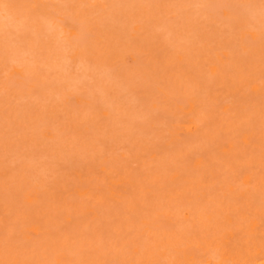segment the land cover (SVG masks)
<instances>
[{
    "label": "rangeland",
    "instance_id": "obj_1",
    "mask_svg": "<svg viewBox=\"0 0 264 264\" xmlns=\"http://www.w3.org/2000/svg\"><path fill=\"white\" fill-rule=\"evenodd\" d=\"M103 1L0 15V264H129L155 240L242 264L264 242V0Z\"/></svg>",
    "mask_w": 264,
    "mask_h": 264
},
{
    "label": "bare ground",
    "instance_id": "obj_2",
    "mask_svg": "<svg viewBox=\"0 0 264 264\" xmlns=\"http://www.w3.org/2000/svg\"><path fill=\"white\" fill-rule=\"evenodd\" d=\"M18 1V2H17ZM51 1H56V0H51ZM68 1V0H67ZM71 1V0H70ZM73 1V0H72ZM83 1H85V0H76V2H83ZM40 0H0V15H2L1 16V18H4V17H6L7 15H6V13H7V11L6 10H10L9 12H11V8H13L12 7V5L14 6V8L16 7L17 9H20L21 11L23 10V12L24 13H22V14H25V18L27 17V15L29 14L28 12H29V10H33V9H39L38 8V6H37V4H42V2H40ZM44 2V1H43ZM18 3V4H17ZM46 4V3H45ZM48 4V3H47ZM90 4H91V2H90ZM94 4L95 5H100L102 8H106V5H105V3H104V1L103 0H95V2H94ZM11 5V6H10ZM17 5H18V7H17ZM43 5H44V3H43ZM46 7V6H45ZM25 9H26V11H28V12H26L25 11ZM160 9H162V8H160ZM220 9V8H219ZM220 10H222V13H223V17H225V16H227L228 15V12L227 11H225L223 8H221ZM15 11V10H14ZM44 11V10H43ZM160 11V10H159ZM4 12H5V14H4ZM12 13V12H11ZM21 12L20 11H18V13H15V14H20ZM157 13H158V11H157ZM217 13V12H216ZM33 15V14H32ZM55 15V16H54ZM53 15V17H56V21L60 24V26L62 27V34L66 37V38H68L69 37V34H70V36H71V32L72 31H74L75 32V34H77V35H79V36H81V31L82 32H84L83 30H82V27L80 28V25H82L83 23H81V21L80 20H76L75 22H71V21H69V19L68 18H62V17H57L56 16V14H54ZM217 15L218 16H220L219 15V13H217ZM9 16V15H8ZM15 16V15H14ZM17 16V15H16ZM22 17H24V16H22ZM29 17H31L30 16V14H29ZM29 17H27V18H29ZM220 17H222V15L220 16ZM0 20H2V19H0ZM80 22V23H79ZM83 22V21H82ZM3 23V22H2ZM2 23H1V21H0V29H1V27H2ZM77 23H79V24H77ZM79 26V27H78ZM83 29H84V27H83ZM140 29H141V26H136V31H140ZM80 30V31H79ZM244 37L246 38V37H248V39L250 38L251 40H253V41H255L256 40V38H257V35L255 34V33H245L244 34ZM53 44V43H52ZM251 44V43H250ZM41 47H43V44L41 45ZM52 47V45H50L49 46V48H48V52L49 53H51V55H52V50H50V49H52L51 48ZM100 50V49H99ZM97 50V55H98V57H103L102 56V52H103V55L105 56V55H107V54H104L105 53V51H103V50ZM51 51V52H50ZM87 51V49H82V48H79V47H74L73 49H72V53H73V55H74V57L76 58V57H78V56H80V55H83V54H85V52ZM147 50L146 49H143L142 50V53L143 52H146ZM110 54V53H109ZM130 56H131V58H134L135 59V57L133 56V54L131 53V54H129ZM53 56H54V53H53ZM225 55L224 54H221L220 55V59H225ZM133 59V60H134ZM177 61H182V56L181 55H176V58H175ZM57 62V61H56ZM57 64V63H56ZM56 64L54 63V65L53 66H56ZM19 73V72H18ZM15 80V79H14ZM254 90L255 91H258V86H255L254 87ZM68 99V98H67ZM69 100V99H68ZM71 100H74V102L76 103V105H80L81 104V100H79L78 98H75V97H73V99L71 98ZM74 103V104H75ZM185 103H186V105H185ZM185 103H184V105H185V107L183 108L182 107V109H185L186 107H191V103L190 102H188V101H185ZM190 128H192V126L190 127ZM45 132V134L47 135V136H50L51 135V132L50 131H48V130H45L44 131ZM223 145V144H222ZM224 145H226V144H224ZM230 146V143H228L227 144V146L226 147H224L223 149H227V147H229ZM172 178H176V175H173L172 176ZM113 189H114V193H113V195H115V197L116 198H119L120 196H121V193H123L124 192V190H127L128 189V186H127V184L126 183H124V180H121V181H118L116 184H114L113 185ZM86 191V188H82V189H80V192L81 193H83V192H85ZM229 191L230 192H233V190H232V188H230L229 189ZM234 193V192H233ZM38 196H39V193H38V190L37 189H33L31 192H30V194L28 195V197H27V201L29 202V203H32V202H34L37 198H38ZM96 199H99V197H97ZM88 214V216H90V218L94 221L95 219H98V212L95 210V209H91V208H89V209H87L86 211H85V216ZM87 218H89V217H87ZM228 219H230V216H228L227 217ZM166 219H167V221H163L164 219H159V220H157L156 221V224H158V225H160L161 223L160 222H164V223H162V224H164L165 226H167V227H169V224H167L166 225V223H168V219H170L169 217H166ZM165 219V220H166ZM170 221H171V219H170ZM161 224V225H162ZM254 225H251L250 226V233L251 232H258L259 230H257L256 228L258 227V222L257 221H255L254 223H253ZM160 225V226H161ZM264 226H262V227H260L261 228V231H262V228H263ZM156 228V227H155ZM161 228V227H160ZM259 229V228H258ZM247 230H249V227H248V229ZM38 228H32L29 232H28V235L29 236H31V237H35V236H37L38 235ZM260 231V232H261ZM264 231V230H263ZM262 231V232H263ZM259 232V233H260ZM258 233V234H259ZM180 234V233H179ZM248 234V233H247ZM250 234H248V236H249ZM259 235H261V234H259ZM226 236H227V238H226ZM225 236V238H226V244L228 245V243L227 242H229V240L231 239L230 237V235H226ZM247 235H246V237H248ZM252 236V235H251ZM250 237V236H249ZM262 237H263V234H262ZM224 238V239H225ZM252 239H253V236L251 237ZM251 238H249V239H251ZM229 239V240H228ZM249 239L247 238V240H248V242H249ZM252 239H251V241H252ZM258 239H259V237H258ZM168 240H170V239H168ZM168 240H166V241H168ZM246 239H245V241H247ZM263 240H264V238H263ZM160 241V240H159ZM158 240H155V242L154 241H152L151 243H150V246H151V244H152V246L151 247H148L147 249L145 248V246H144V248L147 250H143L144 251V253H147V255L146 254H143V253H140L141 252V249H140V247H135V252L137 253V254H135V253H132V255H130V256H128V255H124V252H122V254H121V257L123 258V260H117V261H124L125 260V258H127V256L129 257V264H132L131 263V261H130V259L132 260V262H134V260L131 258V256L132 257H134V255H135V263H133V264H226L225 263V259H224V261H223V259H218L219 257L216 255V254H218L217 253V249L219 248H217L216 249V252L214 251L215 249H213V251H214V256H212V254H211V256L210 257H212V259H210L209 257H206L205 255H201L203 258H205V259H201V258H197V257H200L198 254H196L197 255V257H196V255H194V252L193 251H191L192 250V248H188V249H186V251L185 252H187L186 254L184 253L183 255L182 254H180L181 252H183V251H180L179 249H178V251H177V253H178V255H177V253L176 252H174V253H171L172 252V250L173 251H175V250H177L176 248H175V245H174V243H175V241H173V240H170V241H168V242H166V246H165V243H163L162 242V240H161V242H162V245L164 246V247H169L170 249H168V247L165 249L164 247V249L165 250H163L162 249V246L161 247H159V248H161L162 249V251H160L161 249H159V248H157L160 244L159 243H161V242H159ZM207 241V240H206ZM221 243L219 244L220 246H221V248H219V249H221V250H223L225 247L227 248L228 246H224V248H222V243H224L222 240H219ZM219 241H217L216 242V240L214 241V242H216V245L215 246H217L218 245V243H219ZM153 242H154V244H153ZM168 243H169V245H168ZM205 243H207V242H205ZM204 243V244H205ZM211 243V244H210ZM210 243H207V244H209L210 246L212 245V242H210ZM230 244H231V242H229ZM244 244L246 243V242H243ZM157 244V245H156ZM207 244L205 245L206 246V248H204L203 249V251L205 250V249H210V250H212L211 249V247L209 246V248H208V246H207ZM225 244V245H226ZM255 244H257V243H255ZM172 245H174L173 247H174V249H173V247H172ZM224 245V244H223ZM249 246H250V244H248ZM248 245H247V247H248ZM147 246H149L148 244H146V247ZM214 246V247H215ZM230 246H232V245H230ZM244 246L245 245H241V247L242 248H244ZM252 246V245H251ZM250 246V247H251ZM261 246L263 247V248H261ZM259 248H261V249H259V248H256L255 250H253L254 251V253H253V251H252V253L251 252H249V253H251V255H248L247 254V256H244V259H246V260H244L243 259V261H242V264H243V262L246 264H259L258 263V261L257 260H260L259 259V257H260V255H261V257L264 259V242L262 243V245H261ZM213 247V246H212ZM233 247V246H232ZM240 247V249H242ZM246 247V248H247ZM250 247H248L247 249H249ZM142 249H143V247H141ZM195 248H197V247H195ZM253 248V247H252ZM172 249V250H171ZM194 249V248H193ZM234 249H239V248H237V247H234ZM167 250V251H166ZM171 250V251H170ZM197 250V249H196ZM201 250H202V247H201ZM220 250V252H223V251H221ZM228 250V249H227ZM243 250V249H242ZM150 251V252H149ZM168 251L170 252V254H172V255H170V254H168ZM230 251H231V248H230ZM235 251H237V250H235ZM238 251H241V250H238ZM245 251H246V249H245ZM248 251V250H247ZM250 251V250H249ZM151 252H153V253H151ZM154 252H155V254H154ZM158 254H157V253ZM202 251H200V253H201ZM211 252V251H210ZM226 252V251H225ZM224 252V253H225ZM149 253V254H148ZM196 253V252H195ZM204 253V252H203ZM231 253H233V252H231ZM238 253V252H237ZM243 253V252H242ZM151 254V255H150ZM153 254V255H152ZM169 256H168V255ZM173 254H176L177 256H174ZM179 254L180 255H182V256H180L179 257ZM222 254V253H221ZM235 252H234V256H235ZM99 255H101V254H99ZM122 255H124V257L122 256ZM136 255H137V258H136ZM139 255V256H138ZM206 255H207V252H206ZM220 257H221V255L220 254H218ZM224 255V254H223ZM225 255H228V254H225ZM245 255V254H244ZM106 256V255H105ZM159 256V258H162V260L163 259H168L169 260V262L168 263H165V261L163 260V262L164 263H161V262H159L160 261V259L159 258H157V257ZM172 256V257H171ZM174 256V257H173ZM184 256V258H181V257H183ZM230 256V255H229ZM249 256V257H248ZM57 258V262L58 263H62V262H66L67 261V259H69L68 257H67V254H64V253H61V254H59L58 256H56ZM117 256H115V258H116ZM168 257V258H167ZM170 257V258H169ZM196 257V258H195ZM215 257H218V258H216L215 259ZM258 257V258H257ZM260 257V258H261ZM97 258V257H96ZM101 258V257H100ZM108 258V257H107ZM112 258L113 257H110L109 259H111L110 261H112ZM115 258H113V261H114V259ZM222 258H225V256L224 257H222ZM226 258H227V256H226ZM234 258V257H233ZM235 258H236V256H235ZM234 258V259H235ZM247 258H248V260H247ZM261 258V259H262ZM102 260H104L103 258H101ZM117 259H118V257H117ZM136 259H137V261H136ZM159 259V260H158ZM230 259H232V258H230ZM237 259H238V257H237ZM89 260V258H87V260L86 261H88ZM92 260L93 259H91V260H89L90 262H92ZM100 261V263H97V264H107L106 263V260H104V262L103 261ZM88 261V262H89ZM228 261V260H227ZM233 261V260H232ZM232 261H230V262H232ZM239 261V260H238ZM240 261H241V259H240ZM13 264H19V261L17 260V259H13L12 261H11ZM85 262V261H84ZM88 262H87V264H88ZM89 262V263H90ZM96 262V261H95ZM99 262V261H98ZM116 262V261H115ZM126 262H128V261H126ZM235 262V261H234ZM68 263V262H67ZM93 263V262H92ZM91 263V264H92ZM113 263V262H112ZM111 263V264H112ZM120 263V262H119ZM237 263H239V262H237ZM236 263V264H237ZM264 263V261H262V264ZM66 264V263H65ZM124 264V263H123ZM126 264V263H125ZM128 264V263H127ZM232 264V263H231ZM234 264V263H233ZM260 264H261V262H260Z\"/></svg>",
    "mask_w": 264,
    "mask_h": 264
}]
</instances>
